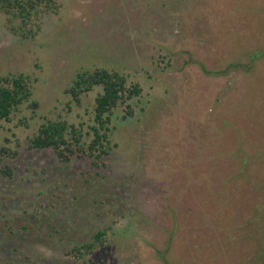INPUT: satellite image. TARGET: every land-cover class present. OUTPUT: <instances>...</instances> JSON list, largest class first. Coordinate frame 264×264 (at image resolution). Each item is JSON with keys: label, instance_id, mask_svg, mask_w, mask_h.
<instances>
[{"label": "rangeland", "instance_id": "obj_1", "mask_svg": "<svg viewBox=\"0 0 264 264\" xmlns=\"http://www.w3.org/2000/svg\"><path fill=\"white\" fill-rule=\"evenodd\" d=\"M58 1L35 40L13 35L0 13V76L36 80L31 102L0 120V264H164L161 254L169 264H264V0ZM228 7L238 15L229 23ZM242 18L253 24L228 32L223 67L245 52L263 56L232 93L237 77L207 78L196 62L217 69L211 26L239 29ZM101 67L142 93L114 110L115 147L100 167L79 151L66 162L28 150L57 120L92 141L102 89L81 104L66 89ZM224 159L252 175L251 188L237 178L246 197L228 211ZM104 231L93 255L71 253Z\"/></svg>", "mask_w": 264, "mask_h": 264}, {"label": "trees", "instance_id": "obj_2", "mask_svg": "<svg viewBox=\"0 0 264 264\" xmlns=\"http://www.w3.org/2000/svg\"><path fill=\"white\" fill-rule=\"evenodd\" d=\"M218 5L223 6V0H218ZM62 7V3L58 0H0V13L7 18L8 30L13 35L25 40H35L42 30V18L49 14H58ZM223 16L221 20H223ZM231 17L235 18L238 15L235 14L232 8L228 7L225 22L229 23ZM241 21L242 28L235 29L233 27L228 31L218 25L211 26L212 31L209 34L214 38L215 43H219V47L215 51L216 57L220 59L217 69L210 70L204 63L196 62V65L199 66L201 72L207 78L224 79L232 75L237 77V86H239L232 93L240 92L243 89L245 80L255 71L258 60L262 59L263 56L256 55L255 51L245 52L241 59L230 60L227 66L223 67V53L221 54V50L225 47L229 34L235 31L244 32V28L253 24L250 18H242ZM230 31L233 32L228 34ZM226 45H228L229 50H233V44L227 42ZM236 47H238L237 44ZM35 81L27 74L0 76V120H9L13 113L18 112L23 105L31 102L34 96ZM95 88H101L102 92L96 98L95 123L90 129L91 134H89L93 139L90 143H83V133L80 129L65 120H57L43 124L38 133L29 140L27 149L38 152L52 149L58 157L66 162H69L71 157L79 151L94 158V167H100L99 161L107 157L115 147L111 140L112 130L110 127L114 110L119 105L139 97L142 89L139 84L129 86L127 77L122 73L101 67L94 70H81L66 89V93L71 95L77 104H81L82 95L92 92ZM226 145V143H223V149L227 148ZM16 155L17 152H13L12 158ZM223 162V196L227 199L230 198L229 206L227 205L226 208L228 211L232 208L233 203L243 202L246 197V195L243 196V192L242 195H239L240 192L236 188V186L238 187L237 178L241 179L242 184L243 179L246 180L244 186L251 188L252 175L249 174L244 165L240 166L242 169L238 168V162L234 164L226 159ZM103 166H107V163H104ZM1 173L11 175L9 170H2ZM229 186L231 187L228 190L227 187ZM242 187L243 185L240 188ZM227 214L229 215V213ZM238 241L239 239H236L233 243ZM105 242L106 232H98L91 242L73 249L71 253L79 259L86 258L93 255L96 249L103 246ZM159 257L164 264H169L164 254Z\"/></svg>", "mask_w": 264, "mask_h": 264}]
</instances>
